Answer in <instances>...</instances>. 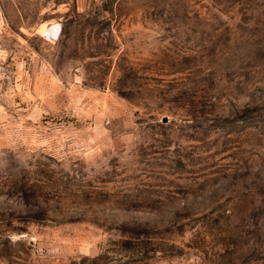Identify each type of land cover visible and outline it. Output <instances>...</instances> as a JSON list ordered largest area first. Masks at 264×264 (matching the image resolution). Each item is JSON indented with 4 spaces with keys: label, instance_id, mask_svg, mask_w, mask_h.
Listing matches in <instances>:
<instances>
[{
    "label": "rangeland",
    "instance_id": "374dc122",
    "mask_svg": "<svg viewBox=\"0 0 264 264\" xmlns=\"http://www.w3.org/2000/svg\"><path fill=\"white\" fill-rule=\"evenodd\" d=\"M0 264H264V0H0Z\"/></svg>",
    "mask_w": 264,
    "mask_h": 264
}]
</instances>
